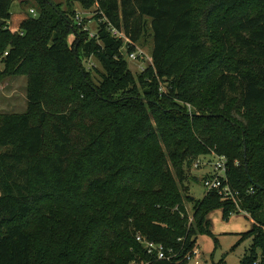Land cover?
Returning <instances> with one entry per match:
<instances>
[{"label":"trees","instance_id":"obj_1","mask_svg":"<svg viewBox=\"0 0 264 264\" xmlns=\"http://www.w3.org/2000/svg\"><path fill=\"white\" fill-rule=\"evenodd\" d=\"M12 2L0 0V58L27 76L28 111L0 114V264H187L216 209L249 214L240 264H264V0H35V16ZM75 5L102 12L95 38ZM148 40L152 63L133 73ZM48 77L63 109L47 134ZM215 156L241 210L188 196L193 163Z\"/></svg>","mask_w":264,"mask_h":264},{"label":"rangeland","instance_id":"obj_2","mask_svg":"<svg viewBox=\"0 0 264 264\" xmlns=\"http://www.w3.org/2000/svg\"><path fill=\"white\" fill-rule=\"evenodd\" d=\"M49 1L57 6L62 5L63 10L66 9L64 5L65 0ZM35 8V0H13L11 13L17 15L21 12H28L29 10L34 11ZM77 10H79V6L75 5V12ZM91 11L96 13L97 9L95 8ZM91 15L93 17V14ZM96 16L98 15L94 16L95 19ZM94 18L91 25H88L92 31L96 30V20ZM138 49L143 53L144 58H138L135 61L129 60V67L133 73H139L152 63L153 43L148 40L145 45H138ZM123 54H126L125 50ZM84 65L91 69V77L97 83L100 80V76L95 73L94 69L100 70L99 64L93 59H90ZM0 75V114L26 113L28 111V78L23 73V69L20 73H13L12 70L6 71L2 63V58H0ZM47 83V98L40 112L46 115L47 122L45 128L48 134L50 124L55 120L56 115L62 111L63 106L60 104L57 96L51 91L52 85L49 82V77ZM38 114L39 112L31 115V117L36 118ZM212 174V167H202L199 170L190 168L184 183L189 189L188 196L194 198V201L201 200L205 194L202 179ZM193 202L185 201L190 223L192 222ZM249 217L248 213L239 212L225 219L220 209L212 211L206 218L209 221L210 234H198L194 251H198L199 254L190 257L187 264H240L245 257L249 256L252 245L250 238L242 239L241 237V234L251 228L252 223Z\"/></svg>","mask_w":264,"mask_h":264},{"label":"built area","instance_id":"obj_3","mask_svg":"<svg viewBox=\"0 0 264 264\" xmlns=\"http://www.w3.org/2000/svg\"><path fill=\"white\" fill-rule=\"evenodd\" d=\"M90 1H92L94 4H98L99 2L105 1V0H90ZM30 13L33 16H35L34 11H30ZM91 14H93V17ZM95 15H103V14L102 12L99 11V9H97L96 13H93L91 10H83L80 6H79V10L75 12V23L77 27H79L83 32H87L90 39L95 38L99 30L100 21L94 18ZM93 18L96 20V24H95L96 30L95 31H92L90 27L88 26V25H91ZM109 31L115 38L123 41V45H124L123 50H126V47L129 41L125 37V35L119 30H116L111 27L109 28ZM6 55L7 53H5V56ZM138 58L143 59V53L140 51L133 52L128 55V60L130 61H135ZM227 164H228V160L224 156H215L211 162H207L206 160L199 158L193 163L192 169L199 170L202 167H212L213 174L210 176H205L202 179V186L205 190V194H209L211 192H217L221 196L223 201L231 202L236 206L237 209L241 210L239 206L241 194H240V191L234 189L231 186L228 180ZM247 192L252 193L253 189H250ZM241 212H244V211L241 210ZM137 241L146 248L148 255L156 256L159 260H164V259L169 260L171 258L170 257L171 252L168 253L167 255L166 250L162 245H155L153 243H150L144 240L141 237H137ZM198 254L199 253L196 250L193 252V255L197 256Z\"/></svg>","mask_w":264,"mask_h":264},{"label":"water","instance_id":"obj_4","mask_svg":"<svg viewBox=\"0 0 264 264\" xmlns=\"http://www.w3.org/2000/svg\"><path fill=\"white\" fill-rule=\"evenodd\" d=\"M3 21H0V27L3 25ZM244 162H245V171H246V173L248 174V169H247V165H246V151H245V153H244ZM192 200L194 199V198H191Z\"/></svg>","mask_w":264,"mask_h":264},{"label":"crops","instance_id":"obj_5","mask_svg":"<svg viewBox=\"0 0 264 264\" xmlns=\"http://www.w3.org/2000/svg\"><path fill=\"white\" fill-rule=\"evenodd\" d=\"M205 195V194H204ZM194 200V199H193Z\"/></svg>","mask_w":264,"mask_h":264}]
</instances>
